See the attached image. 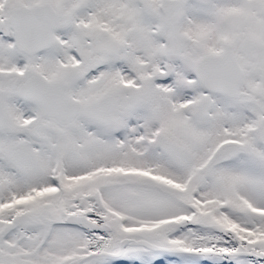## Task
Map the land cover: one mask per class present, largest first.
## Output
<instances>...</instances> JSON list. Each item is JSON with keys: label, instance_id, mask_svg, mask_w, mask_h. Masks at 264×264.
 Masks as SVG:
<instances>
[{"label": "snow or ice", "instance_id": "snow-or-ice-1", "mask_svg": "<svg viewBox=\"0 0 264 264\" xmlns=\"http://www.w3.org/2000/svg\"><path fill=\"white\" fill-rule=\"evenodd\" d=\"M0 264H264V0H0Z\"/></svg>", "mask_w": 264, "mask_h": 264}]
</instances>
